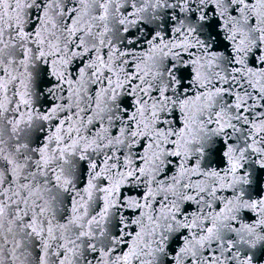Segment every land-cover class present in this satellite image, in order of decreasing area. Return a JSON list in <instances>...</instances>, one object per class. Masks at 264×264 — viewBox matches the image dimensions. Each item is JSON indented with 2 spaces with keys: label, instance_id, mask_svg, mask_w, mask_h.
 <instances>
[{
  "label": "snow or ice",
  "instance_id": "1",
  "mask_svg": "<svg viewBox=\"0 0 264 264\" xmlns=\"http://www.w3.org/2000/svg\"><path fill=\"white\" fill-rule=\"evenodd\" d=\"M0 264H264V0H0Z\"/></svg>",
  "mask_w": 264,
  "mask_h": 264
}]
</instances>
